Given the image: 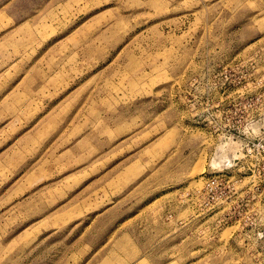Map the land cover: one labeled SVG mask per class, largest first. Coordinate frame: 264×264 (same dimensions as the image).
<instances>
[{"label":"rangeland","instance_id":"rangeland-1","mask_svg":"<svg viewBox=\"0 0 264 264\" xmlns=\"http://www.w3.org/2000/svg\"><path fill=\"white\" fill-rule=\"evenodd\" d=\"M74 168L171 203L179 262L264 264V0H0V264L44 262L23 196Z\"/></svg>","mask_w":264,"mask_h":264},{"label":"crops","instance_id":"crops-1","mask_svg":"<svg viewBox=\"0 0 264 264\" xmlns=\"http://www.w3.org/2000/svg\"><path fill=\"white\" fill-rule=\"evenodd\" d=\"M71 144L58 155H70L72 168L81 159L78 156L85 153L77 152L78 141L76 146ZM40 166L31 169L24 187L46 175L45 169L39 175L34 173ZM72 170L58 180L44 178L36 198L31 194L23 196L28 216H37L23 226V252L30 249L26 234H32L39 257L42 252L45 254L40 264H185L179 262L178 255L179 247L183 249L187 243L184 226L177 227L166 217L171 203L166 204L165 200L161 211L149 206L162 195H131L133 185L127 179H88L85 168V176L79 178L81 170ZM99 182L101 185L94 189V183Z\"/></svg>","mask_w":264,"mask_h":264},{"label":"built area","instance_id":"built-area-1","mask_svg":"<svg viewBox=\"0 0 264 264\" xmlns=\"http://www.w3.org/2000/svg\"><path fill=\"white\" fill-rule=\"evenodd\" d=\"M232 175L226 173H218L209 175L205 178L203 191H199L197 196L199 205H205L208 208L215 207L217 203H221L227 197L228 193L234 186L229 184Z\"/></svg>","mask_w":264,"mask_h":264}]
</instances>
